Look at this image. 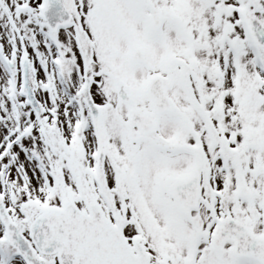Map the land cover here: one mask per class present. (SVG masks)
Listing matches in <instances>:
<instances>
[{
	"label": "snow or ice",
	"instance_id": "1",
	"mask_svg": "<svg viewBox=\"0 0 264 264\" xmlns=\"http://www.w3.org/2000/svg\"><path fill=\"white\" fill-rule=\"evenodd\" d=\"M0 264H264V0H0Z\"/></svg>",
	"mask_w": 264,
	"mask_h": 264
}]
</instances>
